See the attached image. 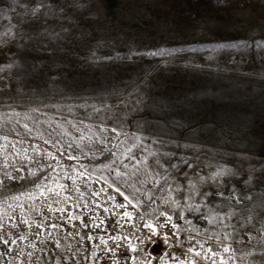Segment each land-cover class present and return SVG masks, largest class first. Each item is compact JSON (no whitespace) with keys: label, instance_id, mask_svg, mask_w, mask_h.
<instances>
[{"label":"rangeland","instance_id":"374dc122","mask_svg":"<svg viewBox=\"0 0 264 264\" xmlns=\"http://www.w3.org/2000/svg\"><path fill=\"white\" fill-rule=\"evenodd\" d=\"M0 8V123L15 126L8 140L38 161L20 169L11 147L13 159L0 153V215L13 216L11 238L36 230L20 223L21 208L8 205L50 202L27 197L58 175L83 172L87 179L77 177L82 190L107 188L97 178L115 180L109 169L128 146L135 159L123 164L145 157L161 174L155 187L152 179L137 183L140 202L126 209L131 220H121L125 209L105 203L104 194L95 198L102 207L71 209L84 223L42 209L67 239L59 248L51 240L41 244L54 230L40 229L28 239L45 252L18 241L25 253L40 255L41 264H210L188 249L200 250L197 241L215 248L230 233L235 255L228 264H264V0H0ZM13 162L20 171L13 172ZM221 169L226 174L213 179ZM5 171L20 178L3 177ZM168 187L172 197L165 204ZM107 193L126 203L112 188ZM94 216L104 221L100 228ZM113 236L121 240L113 243ZM0 252V264L25 259L13 260L15 244H0ZM93 252L98 259H91Z\"/></svg>","mask_w":264,"mask_h":264},{"label":"snow or ice","instance_id":"6c2138e0","mask_svg":"<svg viewBox=\"0 0 264 264\" xmlns=\"http://www.w3.org/2000/svg\"><path fill=\"white\" fill-rule=\"evenodd\" d=\"M15 2V0H14ZM39 8L34 9L35 11H38ZM4 10L0 8V14H3ZM17 116H19V113H16ZM24 120H28L29 116L25 115L23 117ZM16 124H19L20 121L17 120L15 122ZM25 132L27 134H31L33 132V129L29 127L27 123L23 125ZM12 131H18V129L13 126L11 129H6L5 124L0 123V140H2L4 143L0 144V153L4 154V160L7 161L9 159H13L9 155H7V150L9 147L15 151L16 157H19V159L22 161L20 165V169L24 168V162H31V163H38V161H35L32 159V157L28 154L27 150H24L23 152L16 151V145L12 144L11 141L8 140V134L9 132ZM115 132L116 129H113ZM51 135V134H49ZM138 140V138H134ZM89 141L91 142V137H89ZM48 140H45V143H48ZM99 142V141H98ZM71 146V145H69ZM132 147L133 146H128L126 149L125 153H122L123 159H128L129 161L135 159V157L129 156L128 153L132 152ZM41 150L37 147L33 149L34 153H39ZM48 156L52 157L53 159L55 158L52 153H47ZM149 155H155V153H149ZM123 159L120 160V164L117 166V168L109 169L110 173H114L115 180H110L108 177L101 175L100 177L97 178V180L103 179L104 183L107 185V188H100L96 191H85L82 190L81 185L77 183V177L81 179H87L85 173L83 172H77L75 175L73 174H68V175H58L56 178H54L53 185H41L40 186V191L34 192L30 194L27 199L28 200H33V199H38L41 196H46V199L50 202L43 203L41 205H35V204H29L27 205L26 209L24 208V205L21 203L15 204L13 206L12 204H9V208H13V211H15L16 208H21V213L19 217V221L21 224H24L28 227V229H33L35 228V232L33 233H20L17 235L16 239H12V233L9 232V222L13 219V216L5 213L3 215H0V244L4 245H16V255L13 256V260L20 259L21 257H25L21 261V264H41V256L40 255H35L33 251H29L25 253L24 248L20 246L18 241H27V247L33 249L35 252H39L43 254L45 252L44 248H37L36 243H34L32 240L28 239L29 235H39L40 229H46L50 227L51 229L54 230V232H47V235L45 236L44 239L40 241L41 244H45L48 240H51L58 248L61 247V239H67V236L61 234L60 232V225L57 223H51L48 224V221L52 219V217L45 216L44 211L42 209H46L47 212L55 213L59 212L61 214V217L67 216V223H72L73 221H81V223H84L82 220V216L79 214H76L71 211L72 208L75 209H80V210H86L89 205H94V207H102L103 205L98 203L95 198L99 197L101 194H104L106 196L105 203L108 201L113 202V207L116 209H125L123 212V215L121 216V220L124 218H127L128 220H131L133 218V214L130 211H127L126 209L131 205L132 207H136L139 202H140V197L137 195V193H141V188L137 187V183L144 184L147 182L148 179H152L155 181V184L153 185L154 187L156 184L159 183V180L157 177H159L161 174L159 172H156L155 168H149L147 166V158L142 157L137 163L131 164V167L127 164H123ZM157 165H159V161L157 160L155 162ZM120 165H123L124 169H128V171H121ZM140 165H143V171H141ZM9 165L7 163H3L2 167L7 168ZM15 166V163L13 162L12 164V170L13 172H18L20 171ZM32 175H35V172L31 173ZM225 173V170L221 169L218 170L216 173L213 174V179L216 177L223 176ZM89 176L91 174H88ZM143 175L144 180H140L139 176ZM136 176L137 180L129 183L128 181L131 179V177ZM3 177H8V178H20V177H12L11 172H3ZM123 178V179H122ZM165 180H167V174L165 173L164 176ZM60 180H71V185L60 183ZM116 181H119L120 185H123L130 189L128 194H125L124 191H121V187L116 185ZM3 182V178L0 177V183ZM96 182V181H93ZM84 189H87V185L83 186ZM194 187V185H193ZM112 188L115 192L119 193L120 196L123 197L124 201L126 203H115V197L108 195L107 189ZM165 191L168 192V197L165 198L164 203L168 204L169 200L172 197V190L170 187L166 188ZM47 194V195H46ZM143 195H148L147 192L142 193ZM15 201H20V197H15ZM135 201V203H134ZM172 203L174 205H178L179 201L172 200ZM54 205L56 207H54ZM104 212H109L111 209L109 207H103ZM34 212L37 213L42 219L40 222H37L36 218L33 216L28 215L27 213ZM160 215H165V213L161 212ZM231 215V213H229ZM60 217H57L59 219ZM250 219V217H249ZM93 220H98L99 223L94 224V227L100 228L104 221L100 219L99 216H94ZM167 220L171 222L172 216L168 215ZM213 221H215V217H213ZM11 227L15 228L17 227L16 224H11ZM85 227H87V224H85ZM148 227L150 229H153L155 231L153 225L151 223L148 224ZM172 227L175 228L176 225L172 224ZM75 235H78L75 234ZM230 233H225L224 234V239L219 241L217 246L215 248H207L205 249L204 244L197 243L199 244L200 250H196L193 248H189L188 251L193 254L194 257H199L201 260H208L210 264H228V261L233 259L235 253L234 250L231 247V242L229 240ZM75 238V236H73ZM85 237H80L81 240H83ZM210 238V237H209ZM90 241L93 239L92 237H87ZM97 240H99L100 245H105L107 246L108 240H105L103 238L97 237ZM110 240L113 241V243H117L121 240L120 236H113L109 237ZM260 243H264V235L261 236V241ZM224 245L222 248V252L224 254H227L226 258L225 256H222L221 253V248L220 245ZM98 247V245H97ZM64 251L67 253L72 254L73 256L75 253L72 251V248L70 245H65L64 246ZM109 252L112 251V249H108ZM248 255H251L252 253H247ZM264 254V252H262ZM4 253L0 252V260L3 259ZM85 259H89V257H84ZM91 259L96 260L98 259L97 255L95 252L92 253ZM44 264H48L47 261L44 262ZM54 264H60V260H55ZM183 264V262H182ZM190 264H197L196 260H191Z\"/></svg>","mask_w":264,"mask_h":264}]
</instances>
